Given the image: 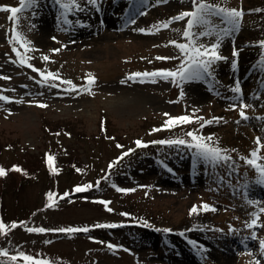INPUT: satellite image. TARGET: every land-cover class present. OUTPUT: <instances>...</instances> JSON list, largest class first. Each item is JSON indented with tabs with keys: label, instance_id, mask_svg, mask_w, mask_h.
Returning <instances> with one entry per match:
<instances>
[{
	"label": "rangeland",
	"instance_id": "1",
	"mask_svg": "<svg viewBox=\"0 0 264 264\" xmlns=\"http://www.w3.org/2000/svg\"><path fill=\"white\" fill-rule=\"evenodd\" d=\"M100 2V11L89 8V11L80 13L76 17L86 19L87 24L74 27L63 25L64 28L70 29L68 31L61 30V26L55 22V9L51 5V0H42L43 6L38 9L40 15L33 17L28 11L21 15L19 21V26L27 38L39 46L40 51L49 52L50 56L54 57V60L47 62V68L55 70L59 64H66L65 71H60V74L65 78H71L77 84L85 83L82 77L88 72L96 77L91 92H80L79 95L75 94L79 89L75 92H67L63 88L41 85L38 79H32L34 76L38 77L32 69L8 59L9 56L15 57L8 43L9 29L13 21L10 19V11L0 9V73L11 77L4 79L0 76V91L6 95L23 97L20 102L0 101V104L4 105L0 107V141L4 142V148L0 152V166H9L16 160H21L23 156L19 153L23 148L36 155L45 150L57 154L64 151L67 146L71 148L76 144L73 141L74 137L67 131L73 128L76 131L83 130L86 134L93 133L101 117L109 126H116L119 132L125 134V130L138 131V125L147 121L145 127L138 131L143 134L141 138L144 140L170 137L171 132L182 135L188 128H195L196 124L178 125L151 133L149 129L163 123L166 119L163 113L180 115L195 106L200 110L199 113H194L196 115L202 113L206 118L212 116L224 118L219 122L205 125L200 131L205 135L213 133V143L218 140L219 144L222 143L229 149H237L232 155L237 157L236 162L240 172L228 169L226 166L211 165L215 168L214 173L223 171L224 178L236 179L233 181L235 185L222 186L223 181L219 177L214 179L213 175L205 170L201 161L197 160L193 163V154L190 151L181 153L178 148L168 157H164L173 171L169 172L164 167L160 169L161 174L151 180L152 187L145 194L161 211L162 217H158L159 220L172 221L175 223L174 230L177 229L179 232L162 234L160 237L151 233H139L132 242L138 249L150 247L155 251L159 240L165 250L162 253L149 255L154 259H163L164 262L161 264H250L251 256L246 252L245 245L253 248L255 252L258 241L244 240V235L250 229L243 225L249 219L247 213L252 211L253 206L244 201L243 189H237L235 186L243 180L245 171L241 170L245 165L238 159V155L249 154V150L256 146L255 137H264V121L256 118L264 114V89L258 88L260 78H264V72L252 68L261 50L259 46L253 47L247 44V41L264 38V0H229L230 6L239 7L242 3L245 9H261V11L245 12L240 30L235 33V41L225 38L221 44L222 54L230 59L220 61L217 68V78L223 86L233 83V75L241 79L246 102L253 105L246 109L250 114L248 120L239 118L236 109L227 107L230 101L226 97L233 95L228 88L216 86V90L220 91L221 95L215 94L210 83L211 78L186 82L182 86L185 96L179 97L181 86L173 83L171 79L141 81L133 80L128 75L130 72L151 71L154 68L177 65V60H159L156 57L179 55L175 46L170 44L165 46L162 42L173 38L183 39L180 33L172 29H182L184 21H174L168 29H161L156 33H139L134 29L147 27L157 20L166 19L182 9L191 7L190 0H166L162 3H157L156 0H100ZM4 3L16 6L19 0H0V4ZM145 8H147L146 13ZM95 15L98 18L93 21ZM129 19L135 20V23H128ZM28 20L33 21L34 27L29 25ZM105 20L109 21L105 23ZM52 36L58 39L53 40ZM209 39L211 38H201V40ZM61 43L65 45L62 48H60ZM233 44L241 49L238 68L235 70L231 69ZM54 47L60 50L55 53L50 52L49 50ZM30 55L32 56L30 62L37 67L45 66L38 53H30ZM257 90L261 92L260 97L253 94ZM28 100H41L46 106L30 104L26 102ZM51 129H59L61 132L56 133ZM65 129L67 131L62 132ZM97 135L95 134L96 137ZM98 138L96 146L100 154L97 158L91 159L97 164L96 168L101 169L107 164L109 157H112V152L103 139ZM15 139L18 141L17 150L9 144ZM90 141L92 140H89L88 145L93 146ZM82 151L81 145L73 154L76 158L82 155L84 161ZM261 153L264 154V148L261 149ZM141 157L145 160L144 175L157 172L149 155ZM140 161L136 159L134 165L140 166ZM217 168L219 170H216ZM249 168L252 169L247 167ZM131 169L132 167L128 166L127 173L136 176L137 180L133 178L127 185L145 183V180H142L143 175L139 176ZM100 172L103 173L102 170ZM92 175L94 174L90 173L88 180L92 179ZM254 175L253 171L251 176ZM98 177L101 175L98 174ZM121 177V175L113 176L116 184L121 182ZM206 178L214 185L205 188L208 183ZM57 181L58 192L63 193L65 190L70 191L76 180L63 174ZM50 186L51 182L45 181L42 176L27 185L20 197L15 200L12 197V201L7 197L9 221L28 219L29 226L36 224L49 228L64 227L71 224H93L96 219L105 216L108 212L89 201L90 199L76 201L75 198H79V194L74 195L75 198L64 197L63 201L56 204L58 205L56 209L54 207L51 210L36 211L42 205L45 189ZM217 186L225 189L222 197L218 196ZM135 187L138 189V186ZM136 188L134 189L137 190ZM250 195L264 198V188L252 186ZM115 199L112 202H115ZM201 201L214 204L215 210H202L189 215L191 206L194 203L200 205ZM261 219H264V214L261 215ZM193 224L198 227L193 229ZM230 224L239 229V232H229V227L232 226ZM219 225L225 226L218 228ZM185 229L188 231L181 235V231ZM219 229H223V232ZM56 233L40 234L13 230L7 238L0 241V247L18 244L33 254L61 257V264H132L127 259L117 262L110 257L105 258L99 246L93 247L84 239L55 236ZM257 235L264 236V227L257 228ZM189 239L198 240L206 246V250L202 252L198 248L194 249L188 242ZM159 259L157 260L160 261ZM153 262L156 264V261ZM136 264L148 263L140 260Z\"/></svg>",
	"mask_w": 264,
	"mask_h": 264
},
{
	"label": "snow or ice",
	"instance_id": "2",
	"mask_svg": "<svg viewBox=\"0 0 264 264\" xmlns=\"http://www.w3.org/2000/svg\"><path fill=\"white\" fill-rule=\"evenodd\" d=\"M157 3L166 2V0H156ZM191 7L182 9L175 15L169 16L163 20H157L147 27H137L134 30L139 33H156L161 29H168L174 21H184L183 28L172 29L175 32L180 33L183 39H168L162 42L165 46L173 45L178 49V56H163L157 55L159 60H177V65L173 67H160L154 68L151 71H135L130 72L128 75L131 79H140L141 81L150 80L155 81L157 78L163 80H169L173 83L181 86L179 97L185 96L183 85L186 82L202 81L210 79V83L213 85V91L217 96L221 95L220 91L216 90V86H223L221 81L217 78V68L219 67L220 61H227L230 58L225 56L221 52V44L225 38H231L235 41V33L240 30L243 17L245 12L261 11V9H245L241 3L239 7L230 6L229 0H190ZM51 5L55 9L54 20L61 26V30L68 31L70 29L64 28L63 25L76 26L85 25L88 23L86 19L76 18L78 14L89 11V8L100 11L101 2L100 0H51ZM42 0H19V4L12 6L9 4H0V9L10 11V19L13 21L9 31L8 43L11 45L12 52L15 53V57L9 56V60H14L15 63L20 65H26L29 69L34 70L38 74V77L34 76L32 79H38L41 85H49L57 89L63 88L67 92H75L79 89V92H75L79 95L80 92H91L96 77L88 72L87 75L82 77L85 83L77 84L73 82L71 78H65L60 74L59 69L47 68V62L54 60V57L39 50V46L35 45L31 40L27 38L24 32L19 26L21 15L25 12L30 11L33 17L40 15L39 8L42 7ZM147 8H145V13ZM70 16L72 18H70ZM27 19V17H25ZM30 26L34 27L33 21L28 20ZM128 23H135V20L129 19ZM203 37H210L209 40H201ZM51 39L57 40L58 37L52 36ZM250 46H259L260 52L258 54V60L252 65L253 69L258 68L261 72H264V38L247 41ZM64 44H60V48L64 47ZM155 47V45H154ZM60 48H51L49 51L52 53L58 52ZM241 49L237 48L233 44L231 52V69L235 70L238 68V56ZM30 53H38L39 58L45 62L44 67H37L34 63L30 62L32 56ZM3 76V73H0ZM4 79H11V77L3 76ZM233 95L226 97L230 101L227 107L236 109L239 114V118L243 120L249 119V113L246 111L247 108L253 107L252 104L246 102L245 95L243 92L241 79L233 75V83L227 86ZM258 88L264 89V78H260ZM15 91V89H13ZM61 94V93H57ZM255 96L260 97L261 92L259 90L253 93ZM23 97H16L12 95H6L0 91V101H13L20 102ZM27 103H35L41 106H46L41 100H28ZM0 107H4L0 104ZM11 111V109H6ZM199 109L193 106L188 109L185 113L180 115H171L168 112L163 113L166 118L163 123L154 125L149 129V132H156L161 129H171L178 125H186L195 123V128H188L186 133L182 135H174L170 137L160 138L158 140H144L142 138H136L135 145L138 147H145L149 144H160L168 146H176L177 148L185 146L187 149L192 150V160L196 163L197 160L203 164H211L214 167L226 166L228 169H234L236 172L240 171V167L237 164V157H234L232 153L237 152V149H229L221 146L219 141L216 140L213 143V133L205 135L200 129H203L205 125L219 122L223 120V117H204L199 113ZM257 119L264 121V114H260L256 117ZM103 128V121L101 122ZM255 147L249 150V154H239L238 159L243 161L246 166L243 173V180H241L235 187L237 189H243L244 201L252 207V211L247 213L249 219L244 222V227L250 229L248 233L244 235V240L258 241V248L255 249L245 245L246 252L251 256L250 264H264V236L257 235V228L264 227V219H261V215L264 214V198L253 197L250 195L252 186H259L264 188V154L261 153V149L264 148V137H255ZM118 147L124 149L120 154L114 157L108 163V169L111 170L117 164L121 162L122 158L127 156L128 153H132L134 148H124L123 145L118 144ZM47 164L51 172H59L60 169L54 166V158L52 154H47ZM159 163L172 172L173 169L169 167L168 163L161 159ZM247 167H251L255 171L254 176H248ZM12 169H18L21 172L25 170L18 164H12ZM78 172H83L84 169L76 168ZM6 169L0 166V176L6 174ZM27 174V173H25ZM230 174V173H229ZM110 173L105 172L103 177L97 178L95 184L92 181H85L83 183L75 184L72 188V192H82L87 189L99 187L101 180H109ZM223 179V178H221ZM121 193H128L134 191V188L130 187H119L113 184ZM138 187H145V185H138ZM146 187H152L147 185ZM47 203L45 207H56V202L61 197H68L70 195L68 190L63 193L57 194L55 190H49L46 192ZM83 199H92L94 201H100L107 211H114L109 207L110 201L100 196L88 197L84 196ZM215 210V205L206 201H201L200 205L193 204L189 209V215L193 213H199L200 211ZM124 217H131L133 214L127 211L122 212ZM134 222L142 223L147 227L156 228V225L150 221L145 220L143 217L135 221H119V222H103L95 224H83V225H68L64 227H45L42 225L32 224L29 226V222L26 220L12 219L5 221L0 217V237L7 238L11 231L18 225L22 226L28 232L35 233H67L72 234L77 231L88 232L90 228L96 227H117L125 223ZM198 225L193 224L192 228H197ZM215 227V226H213ZM157 231H163L165 233L173 232L174 229L171 227H163L162 229L157 228ZM188 231L185 229L181 231V235ZM223 232V229H219ZM229 232H239L234 225L229 227ZM188 239L187 237H185ZM89 239L98 240V237L89 236ZM105 244L109 249H123L125 245L121 243H114L112 241H99ZM194 249L198 248L202 252L206 250V246L201 244L198 240L188 241ZM11 245V241H9ZM243 243V241H242ZM131 251V249H125ZM257 253L259 255H257ZM61 257H49L45 254H33L32 252L26 251L20 247V245H11L10 247H0V264H61Z\"/></svg>",
	"mask_w": 264,
	"mask_h": 264
},
{
	"label": "trees",
	"instance_id": "3",
	"mask_svg": "<svg viewBox=\"0 0 264 264\" xmlns=\"http://www.w3.org/2000/svg\"><path fill=\"white\" fill-rule=\"evenodd\" d=\"M47 54L51 55V53L46 52ZM25 67H27L25 65ZM66 64H59L58 68L61 72L65 71ZM34 71V70H33ZM103 121V128L101 127V122ZM147 122V121H146ZM146 122H143L142 124H139V130H142ZM141 128V129H140ZM187 128V127H186ZM185 128V129H186ZM50 130V129H49ZM93 133L86 134L83 130L82 131H76L73 128H70V131H67L69 134H71L74 137L75 144L71 148L68 146L64 151H61L59 153H51L50 151L45 150L44 152H41V154L36 155L33 153H30L26 148H23L22 151H20L19 154H21L23 157H21V160H16L12 164H18L20 165L21 168H23L25 171L21 172L18 169H12L10 164L9 166H3L7 171L4 176H0V217H2L6 222L9 221L7 218V206H8V200H13L12 197L18 198L20 197L24 189L26 188L27 185L35 182L36 179L39 177H44L45 181L51 182V186L47 187L43 193V201L42 205L37 209L36 211L40 210H51L54 209V207H45L44 205L47 203V198H46V192L51 190H55L57 194L58 192V186H57V179L59 177H62L63 174L68 176L69 178L73 177L75 178V182L73 183V186L78 183H83L86 181H92L94 184L97 180L98 174L101 175V177L104 176L105 172L110 173V179L109 180H101L99 187H94L87 189L86 191L82 192H72V188L69 191L70 195L68 196L69 198H75L74 195L79 194V198H75L77 201L85 200L82 198V195L85 196V194L88 197H93V196H100L103 197L104 199H107L110 201L109 207L114 209V211H108L107 214L99 219H96V221L93 223H103V222H119V221H135L139 220V218L143 217L145 220L150 221L152 224L156 225V228H151L147 227L142 223H134V222H129L125 223L122 225H118L117 227H96V228H90L88 232H83V231H77L72 234H67V233H56L55 236L63 235L67 237H76V238H81L87 241V243L92 244L93 247L99 246L103 250V256L105 258H112L113 260H116L117 262H123L129 260L132 264H136L140 260H144L148 264H154L152 261H156V264H161L163 259H154L152 256L149 254L151 253H162L164 249V245L159 242L157 244V248L155 251L152 250L150 247H139L140 249L136 248V245L132 242V239L135 238L136 234L139 233H151L158 235L159 237L163 234H167L163 231H157V228L162 229L163 227H171L175 229V223L172 221H161L159 220L158 217H162L161 211H159L157 205L153 203L152 199H148V196L145 194L147 193V190L149 187H146L147 185H150L151 180L157 177V175L161 174V170L163 166L159 163V160L165 159L164 157H168L175 151H177L176 146H168V145H158V144H149L145 147H138L135 145V140L136 138H141L142 133H139L138 131L131 132V130H125V132H119L118 128L116 126H112L108 124L105 120L100 118L98 125L96 126V129ZM51 131H55L56 133L61 132L59 129H51ZM50 131V132H51ZM97 135V137L95 136ZM171 136L176 135L174 132L170 133ZM103 139V141L108 145L112 152V157H109L107 164L103 166V168L98 169L97 164H94L92 162V157H98L100 152L99 149L97 148V143L99 141V138ZM89 140L93 146H89ZM158 140V139H156ZM10 146L13 147L15 150L18 148V141L12 140L10 143ZM121 144L124 146V148H129L132 147L134 148V151L132 153H128L127 156L122 158L121 162H117V164L113 167V169L109 170L108 169V163L110 160H112L114 157L118 156L121 151L124 149L118 147L117 145ZM82 145V152L84 153V161L82 159V155L80 158H76L73 154L74 151L77 150V148H80ZM221 146L226 147L224 144L220 143ZM96 146V147H95ZM4 148V142L0 141V152ZM181 150V153H185L187 151H190L192 153L191 149H187L185 146L179 147ZM47 154H52L54 158V166L58 167L60 169L59 172L53 173L50 171L48 164H47ZM90 154V155H89ZM149 155L151 158L152 162L155 164L157 168V172H150L146 175H144V163L145 160L142 159L143 157L140 158L142 155ZM235 154V153H232ZM141 160L140 161V166L134 165L135 161ZM131 166V170H135V172L138 173L139 176L143 175V179L145 180V183H139V184H134V185H127L133 180H137L136 176L130 175L127 173V167ZM205 170L210 173V175H213L214 179L219 177L223 183L222 186L226 185H235L233 181L236 179L231 178L227 179L222 176L223 171H218L217 173H214L215 168L211 166V164H204ZM76 168H82L84 169L83 172H78ZM245 166H242L241 170H245ZM100 170L103 171V173L100 172ZM216 170H219L217 168ZM254 169H247L248 176L251 177L253 174ZM240 172V171H239ZM27 173V174H25ZM90 173H93L92 179L88 180V176ZM255 173V171H254ZM218 174V175H216ZM116 175H121V182L119 184H116L115 181L113 180V176ZM87 176V178H86ZM153 181V180H152ZM143 182V181H141ZM206 182H208V179L206 178ZM113 184L118 185L119 187H130V188H136L135 186L138 185H145V187H138L137 190L128 192V193H121L118 191L116 187L113 186ZM209 185H214L212 182H208L205 186V188H208ZM218 189V196H223L225 189L222 188L220 189V186H217ZM9 195V196H8ZM116 197V199H115ZM219 197V198H221ZM64 197H61L60 199L57 200L56 204L59 203V201H63ZM115 199V202H112V200ZM92 203H96L99 205L101 208H104V205L100 201H94L90 199ZM58 207L56 205L55 209ZM157 207V210L155 208ZM127 211L132 213L133 215L131 217H124L122 215V212ZM110 213V215H109ZM24 220V219H23ZM28 221V219H25ZM92 224V223H91ZM73 225V224H71ZM76 225V224H75ZM80 225V224H78ZM233 225V224H230ZM225 225H219L217 226L218 228L224 227ZM24 230L26 231L22 226L18 225L15 229L13 230ZM12 230V231H13ZM11 231V232H12ZM173 232L177 233L179 232L177 229L174 230ZM35 233V232H34ZM171 233V232H170ZM41 234V233H40ZM99 235L98 240H93L89 239V236H97ZM5 237H0V241L3 240ZM100 240L104 241H112L114 243H121L125 245V248L123 249H116V250H111L109 249L105 244L100 243ZM138 244V243H135ZM125 249H131V251H127ZM152 255V254H151Z\"/></svg>",
	"mask_w": 264,
	"mask_h": 264
},
{
	"label": "bare ground",
	"instance_id": "4",
	"mask_svg": "<svg viewBox=\"0 0 264 264\" xmlns=\"http://www.w3.org/2000/svg\"><path fill=\"white\" fill-rule=\"evenodd\" d=\"M98 14H99V13H98ZM99 15H100V14H99ZM96 17L98 18L97 15H95V16L93 17V21H95V19H97ZM99 21H100V20H98V22H99ZM108 21H109V20H105L104 22L107 23Z\"/></svg>",
	"mask_w": 264,
	"mask_h": 264
}]
</instances>
